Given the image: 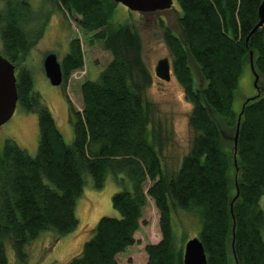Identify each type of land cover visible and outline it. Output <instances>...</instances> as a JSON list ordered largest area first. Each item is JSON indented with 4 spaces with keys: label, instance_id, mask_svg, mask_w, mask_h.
Here are the masks:
<instances>
[{
    "label": "trees",
    "instance_id": "1",
    "mask_svg": "<svg viewBox=\"0 0 264 264\" xmlns=\"http://www.w3.org/2000/svg\"><path fill=\"white\" fill-rule=\"evenodd\" d=\"M51 1L74 17L88 43L99 42L111 58L96 79L80 84L81 110L64 94L73 130L72 142L66 143L22 63L41 37L44 22L27 30L29 0H4L2 53L15 65L17 103L37 115L39 141L34 156L10 138L3 142L0 264H8L6 243L14 264H27L31 246L43 232L53 231L57 240L73 231L83 174H90L100 188L106 172L121 188L111 195L118 216L99 217L92 236L66 264H118L116 255L135 242L134 233L145 222L141 218L149 199L158 211L160 239L144 246L145 264L182 262L171 208L197 215L196 236L206 264H264V213L258 205L264 193V22L251 32L261 0H176L180 35L159 20L172 75L192 104L188 123L193 137L176 171L162 168L154 143L147 139L154 108L145 91L152 76L137 32L128 23L110 22L115 2ZM250 52L254 97L235 110L234 93L243 69L250 70ZM190 60L199 71L198 86ZM60 62L64 90L69 75L84 65L79 38L70 39ZM119 174L129 179L130 188Z\"/></svg>",
    "mask_w": 264,
    "mask_h": 264
},
{
    "label": "rangeland",
    "instance_id": "2",
    "mask_svg": "<svg viewBox=\"0 0 264 264\" xmlns=\"http://www.w3.org/2000/svg\"><path fill=\"white\" fill-rule=\"evenodd\" d=\"M29 3L32 8L29 13L31 20L30 25H26V29L37 30L43 22L44 25L41 37L30 47L22 63L30 69L34 91L39 93L42 103L50 110L63 140L69 144L73 140V130L68 120L67 101L64 94L77 110H81L80 84L87 79H96L111 55L101 47L99 42L88 43L74 17L60 11L51 0H29ZM3 7L4 0H0V9ZM179 14L180 9L176 0H172V6L168 9L146 13L132 11L118 2L115 3L110 20L113 24H130L140 37L141 56L152 76L151 83L145 91L146 98L152 102L154 108L152 120L147 126V139L154 143L161 166L166 171H176L179 168L193 137V131L188 123L192 104L185 97L182 86L172 72L169 81L161 80L154 74V66L159 58L167 56L169 60L171 59L159 20H162L175 35H180L176 21ZM73 37L80 40L84 65L69 75L62 90L61 85H52L48 81L42 62L49 52L54 53L61 61ZM0 54H3L1 39ZM189 65L194 85L198 86L201 82L198 68L192 60L189 61ZM253 93L251 72L243 69L234 93L232 108L236 110L239 104ZM6 138L14 140L29 155L34 156L39 141L36 113L26 111L19 103H16L11 117L0 125V152ZM119 176L124 178L125 187L130 188L129 179L123 174ZM83 180L81 194L75 200L77 226L57 240H54L53 231L43 232L32 244L27 264H66L70 258L81 251L84 241L92 236V228L99 217L118 216V212L112 207L111 195L121 188L113 174L106 172L100 188L94 187L92 177L88 173L83 174ZM258 205L264 213V193L260 196ZM170 213L175 241L183 247L188 238L197 235L200 221L195 213L184 209L171 208ZM141 220L145 222H142L135 231V242L116 255L118 264H145L147 255L144 246L160 239L158 211L151 199L143 209ZM262 237L264 240V230ZM6 254L8 264H14L13 250L8 243H6Z\"/></svg>",
    "mask_w": 264,
    "mask_h": 264
},
{
    "label": "water",
    "instance_id": "3",
    "mask_svg": "<svg viewBox=\"0 0 264 264\" xmlns=\"http://www.w3.org/2000/svg\"><path fill=\"white\" fill-rule=\"evenodd\" d=\"M115 3H122L128 9L140 13L152 12L156 10L168 9L172 6V0H113ZM258 21L253 26L256 30L264 22V0H261L257 8ZM43 69L45 76L52 85H61L63 73L61 62L57 56L49 52L43 58ZM248 66L255 85L256 74L253 67L251 52L249 53ZM171 63L167 56L157 60L154 66V74L157 78L169 81L171 77ZM254 96L248 97L245 102ZM17 103L15 65L3 54H0V125L7 121L14 112ZM237 135V133H236ZM235 135V140H236ZM237 187V186H236ZM181 264H206V255L202 243L197 236L188 238L183 246Z\"/></svg>",
    "mask_w": 264,
    "mask_h": 264
},
{
    "label": "flooded vegetation",
    "instance_id": "4",
    "mask_svg": "<svg viewBox=\"0 0 264 264\" xmlns=\"http://www.w3.org/2000/svg\"><path fill=\"white\" fill-rule=\"evenodd\" d=\"M61 87H62V85H61Z\"/></svg>",
    "mask_w": 264,
    "mask_h": 264
}]
</instances>
